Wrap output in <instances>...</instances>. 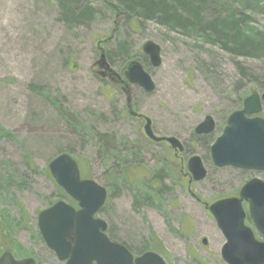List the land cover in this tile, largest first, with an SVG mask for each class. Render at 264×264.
Masks as SVG:
<instances>
[{
  "label": "rangeland",
  "instance_id": "1",
  "mask_svg": "<svg viewBox=\"0 0 264 264\" xmlns=\"http://www.w3.org/2000/svg\"><path fill=\"white\" fill-rule=\"evenodd\" d=\"M68 2L77 9L88 2L92 10L78 20L80 11L70 14ZM117 3L0 0V218L31 221L30 214L58 200L77 206L49 170L56 156L67 153L83 178L108 190L98 216L134 248L143 240L165 248L169 264H227L221 255L226 239L190 189L211 202L216 184L239 180L238 170L213 164L210 147L244 99L264 92V52H229L204 36L123 13ZM223 4L227 16L242 18L244 33L264 32V0ZM148 41L160 46L159 66L143 52ZM102 53L127 82L134 109L151 118L156 132L184 145L175 162L167 144L145 143L132 157L103 140L114 134L119 144L139 143L144 122L126 112L121 86L101 78ZM134 60L154 81L152 92L126 80L125 69ZM206 116L214 119L215 130L198 136L195 128ZM194 155L207 176L188 185L187 163ZM164 172L171 178L157 184Z\"/></svg>",
  "mask_w": 264,
  "mask_h": 264
},
{
  "label": "water",
  "instance_id": "2",
  "mask_svg": "<svg viewBox=\"0 0 264 264\" xmlns=\"http://www.w3.org/2000/svg\"><path fill=\"white\" fill-rule=\"evenodd\" d=\"M153 66L161 64L160 46L148 41L143 46ZM99 67L109 75L116 74L102 53L97 62ZM127 81L137 84L146 92H152L155 84L142 64L136 60L130 62L125 70ZM264 100V92L262 94ZM131 106V99H127ZM262 104L260 96L252 94L244 101V108L233 112L223 133L211 147V155L216 166H235L264 169V119L247 115L259 113ZM146 134L159 141L166 140L182 152L184 147L175 137H155L151 129V120L146 118ZM215 129L211 116L195 128L197 134H208ZM188 170L192 180L201 181L207 171L201 158L197 155L188 160ZM49 170L58 186L77 202L78 208L59 200L39 214V229L50 248H73L69 264H113L111 252L124 246L112 242L105 231L107 223L97 213L105 204L107 190L91 179L81 177L76 160L69 154L61 153L49 164ZM209 210L215 217L219 228L226 238L221 255L227 264H264V241L255 238L252 228L245 224V214L236 198L223 199L213 203ZM251 217L258 232L264 237V191L251 200ZM73 237L70 240L69 237ZM203 243L207 241L204 239ZM147 254L144 258L152 256ZM139 264H146L140 259ZM160 264H166L163 260Z\"/></svg>",
  "mask_w": 264,
  "mask_h": 264
},
{
  "label": "flooded vegetation",
  "instance_id": "3",
  "mask_svg": "<svg viewBox=\"0 0 264 264\" xmlns=\"http://www.w3.org/2000/svg\"><path fill=\"white\" fill-rule=\"evenodd\" d=\"M98 73L100 74L101 78H108L111 82H117V85L121 86V89L124 91V93L127 96L126 97V112L128 113V115L130 116L132 120L140 124L144 122L143 131L140 128L143 139L139 143L131 141L130 139H125L123 143L119 144L117 143V139L114 134L104 135L102 137L103 140L109 141L110 139L111 142L109 141V143L111 144L112 148H114L115 150H118L120 153H125L127 155L130 154V156L132 157L139 156L140 151L145 150V143L151 142L159 146H163L164 144L165 145L167 144L171 147L173 151L171 153L170 161L175 162L177 159L178 151L171 145V143H169L168 141L164 139L157 141L149 137L146 134L145 132V125L147 122L146 118H149V117L134 109L130 91L127 89V86H125L127 82L123 81L118 76V74L109 75V73H105V75H102L104 71L101 68H99ZM128 98L131 99V106H128L127 104ZM244 101H243V106H244ZM261 102H262V107H261V111H262L264 107V101L261 100ZM261 111L257 114L250 115L249 118L259 117V118L264 119V116L260 115ZM149 119L151 120V118ZM151 129L155 137H158V138L174 137V136L161 135L158 132H156L154 129L152 120H151ZM212 132L208 134H197L195 132V134L198 136H202V135H209ZM211 147H210V154H211ZM211 158H212V155H211ZM132 164L133 162L131 160L128 163L127 167H129ZM216 167L217 168H233V169L238 170L239 180L237 182H232V183L226 182L225 184H220V183L216 184L215 189H218V191L216 194H214V197L212 198L211 202L204 201L202 198H200L196 193L192 192L190 189V193L192 197L198 202V204L201 207H203L206 210L207 214L212 219L214 217L209 210V207L211 204L217 201L223 200V199H229V198L238 199L244 211V214H245V223L247 225L251 224L252 225L251 227L253 228V222H252L253 219L250 213L251 200L255 199L258 195H260L264 191V169L235 167L231 165L224 166V167H219V166H216ZM166 177L171 178L169 174H166L164 172V175L161 178L157 177L158 183L156 181L154 182H156L157 184H160L161 180H166ZM192 182H195V181L190 179V181L188 182V185L192 184ZM108 195H109V192H108ZM40 212L36 214H30L34 218L31 221H27V220L22 221L21 218L19 217L16 219L13 217L11 219H8V218L5 219V217L3 219L2 217L0 218V264H69V261L71 260L73 256V253H72L73 248H57L56 249V248H50L47 245V243L45 242L39 230L38 221H39ZM24 217L23 219H25ZM28 224H32V225L28 227ZM254 233H255V237L258 240H262L261 235L255 230V228H254ZM106 234L111 241L118 243L125 247V248H115V250L111 252L113 264H139L140 259H145L146 264H160L162 260L165 263L169 264V262L167 261L165 248L148 247L145 245L144 240L141 246H139L138 248H134L129 242H126L124 239L120 237V235H122L123 233L119 231H111L108 223H107ZM204 239L207 241L206 244L203 243ZM202 244L205 246L208 244L207 238H202ZM150 253H152L153 255L148 256L147 258H144L147 254H150ZM93 263L99 264L97 261H94Z\"/></svg>",
  "mask_w": 264,
  "mask_h": 264
},
{
  "label": "trees",
  "instance_id": "4",
  "mask_svg": "<svg viewBox=\"0 0 264 264\" xmlns=\"http://www.w3.org/2000/svg\"><path fill=\"white\" fill-rule=\"evenodd\" d=\"M117 7L131 16L141 15L145 20H157L165 26L182 29L194 35L204 36L212 43L222 45L229 52L253 55L264 52V32L244 33L240 16H227L222 8L225 0H117ZM76 3V2H75ZM75 3H67L73 16ZM78 20L89 15L88 2L80 4ZM220 8V9H217ZM237 47V48H236Z\"/></svg>",
  "mask_w": 264,
  "mask_h": 264
}]
</instances>
